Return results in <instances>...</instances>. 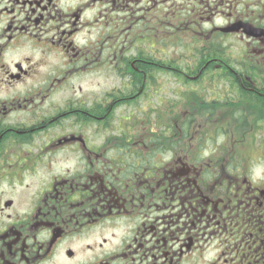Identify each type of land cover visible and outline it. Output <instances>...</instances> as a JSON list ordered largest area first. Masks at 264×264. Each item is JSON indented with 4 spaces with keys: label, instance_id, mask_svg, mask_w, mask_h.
Here are the masks:
<instances>
[{
    "label": "flooded vegetation",
    "instance_id": "af4514ba",
    "mask_svg": "<svg viewBox=\"0 0 264 264\" xmlns=\"http://www.w3.org/2000/svg\"><path fill=\"white\" fill-rule=\"evenodd\" d=\"M219 1L0 0V264H264V92L163 52L167 33L264 28V0ZM248 46L264 65V39ZM107 67L121 88L80 84ZM213 77L233 91L198 87ZM241 94L255 103L229 113ZM237 122L257 126L248 145L227 136Z\"/></svg>",
    "mask_w": 264,
    "mask_h": 264
},
{
    "label": "rangeland",
    "instance_id": "374dc122",
    "mask_svg": "<svg viewBox=\"0 0 264 264\" xmlns=\"http://www.w3.org/2000/svg\"><path fill=\"white\" fill-rule=\"evenodd\" d=\"M172 3H173L172 0H167L166 4L168 5V7H170L172 5ZM232 3H234V5ZM177 4H182V3L177 2ZM219 4L223 7V9H229L230 8L233 10L235 9V7L237 10H240V8H242L244 6V4H240L239 6H237L235 3V0H231V2H228L227 0L224 2L219 1ZM246 8H249V7H246ZM170 9L168 11V14L170 13ZM170 21H171V15H169L168 19H167L168 27L171 26V24H169ZM219 22H220V20L217 19L216 23H219ZM167 32H168V30H167ZM165 39H166V45H165V49L163 51V52H165V58L173 59L176 61V64L179 67L185 68L186 64H190L195 59H197L196 50L203 46V42L204 41H210L213 39V37L211 35H208V34L191 35V34H185V33L180 32L179 34L178 33H174V34L173 33H170V34L167 33L165 35ZM249 40L250 39H248L245 36L238 34V33L231 34V35L229 34L228 36H226L224 38V44L227 46L225 53L227 52V54L229 55V57H231V59L239 61L242 57H244V54L246 53L245 46L247 45V42H250ZM157 48H158V45H156V49ZM250 49L248 48V51L251 53ZM258 49L259 48H256V50H258ZM248 51H247V53H248ZM152 52H154V55H155L153 57L156 60H158V58H159L158 50L152 49ZM104 53H106V51ZM183 70H185V69H183ZM203 73L204 72L201 69V70L194 72V73H191V74L192 75L217 76L215 74L211 75L208 73H206V74H203ZM166 74H167L166 78H164L160 81V83H162L161 85H163L165 93L169 92V91H173V87L176 85L173 78H170V76H168L171 74L170 73H166ZM91 77H92L91 79L86 78L84 81H81L80 84L82 86H85L87 91L90 90V92L93 91V93H94V91H101L102 94H105V92H111L112 90H114L116 88L122 87L121 80H120L119 76L115 75V73L113 71H110L108 67L104 68V71L102 73V77L100 79H97L94 76H91ZM213 80L215 81L214 83L210 82V80L207 78H203L197 85L202 90H205V91L207 89L212 90V92L214 94H211V95H216L218 92L219 93H230L233 91L230 83H228L229 81L228 82L222 81L216 77H213ZM165 85H166V87H165ZM179 90H182V89L180 88ZM164 94H163V96H164ZM167 96L170 97L171 95L168 94ZM148 99L151 102L152 107L158 105L157 101H159V99L157 98V96H153L152 98L148 97ZM168 105L169 104H166V106H168ZM139 107H140L141 111L149 110L148 109L149 107H147V105H141ZM126 110H127L126 108H121L120 110L117 111V116L119 114H124ZM133 114H134V112L131 113V116H133ZM150 114H151V112H150ZM156 114H157V112L155 111V115ZM126 115L127 114H125L124 116H126ZM134 116H137V118L139 119V122H140L144 119L145 114L139 115L137 113V114H134ZM133 120H135V119H133ZM114 125H116L119 129L118 119L114 121ZM129 125H131V123H129ZM136 127H137V125H136ZM118 129L112 128L110 131L104 132V135L107 133L108 134L111 133L112 130H113V133H119ZM131 129H133L132 134H134L135 136L140 131V128H131ZM262 131H263V133L261 131H257V135L259 134V135H262V137H264V129ZM105 137H107V135ZM253 170H255L258 173L264 172V164L257 162V161H254Z\"/></svg>",
    "mask_w": 264,
    "mask_h": 264
},
{
    "label": "trees",
    "instance_id": "16d2710c",
    "mask_svg": "<svg viewBox=\"0 0 264 264\" xmlns=\"http://www.w3.org/2000/svg\"><path fill=\"white\" fill-rule=\"evenodd\" d=\"M226 36L228 35L217 32L212 36V40L204 41L203 46L196 50L197 59H195L190 64H186L185 68L179 67L176 64V61L173 59H167L166 63L167 65H172L176 68L185 69V71L189 74L197 72L200 68L204 67L203 74H215L217 76H222L225 78L226 76H229L233 77L234 79L235 73L233 71H235L241 76L250 77L254 81L256 89L260 92H264V65H257L254 61V57L250 54L248 55L247 52L239 61L231 59L227 52L225 53L227 46L224 44V38ZM153 59L156 61L154 57L152 58V60ZM217 62L218 64H221L215 67L214 64ZM237 90L244 92V90L241 88H238ZM244 97L245 96L241 94L236 98H234L233 96H229L227 98L229 100L226 105L231 108L229 113L233 112L234 108H238L240 106V104L244 100ZM245 99L247 101H252L255 103L254 99H250L249 96H246ZM254 106H258V104H254ZM240 128L241 129H239L237 122L232 130L229 129L227 136L231 139L234 138L236 140L235 143L237 144L242 139V135H244L243 137H245L248 133L247 138L243 139L242 141V143L248 145V137H250L252 140L255 139V131L257 130V126L256 124L247 125L246 123H244L243 127L241 126ZM235 153L241 154L242 152L239 149H236Z\"/></svg>",
    "mask_w": 264,
    "mask_h": 264
},
{
    "label": "water",
    "instance_id": "95a60500",
    "mask_svg": "<svg viewBox=\"0 0 264 264\" xmlns=\"http://www.w3.org/2000/svg\"><path fill=\"white\" fill-rule=\"evenodd\" d=\"M241 28L243 29V32L247 36H253V37L264 36V30L255 28V27H253L252 25H250L248 23H243L242 21L233 23L229 27H226V28H224L222 30L224 32H233V31H239V29H241Z\"/></svg>",
    "mask_w": 264,
    "mask_h": 264
}]
</instances>
